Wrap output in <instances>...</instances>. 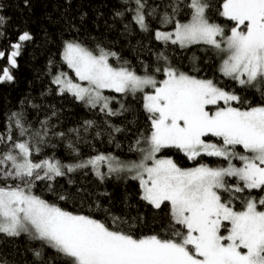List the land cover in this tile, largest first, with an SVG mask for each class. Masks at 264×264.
Instances as JSON below:
<instances>
[{
	"label": "snow or ice",
	"instance_id": "obj_1",
	"mask_svg": "<svg viewBox=\"0 0 264 264\" xmlns=\"http://www.w3.org/2000/svg\"><path fill=\"white\" fill-rule=\"evenodd\" d=\"M135 2L133 19L146 29L145 5L142 0ZM188 8L191 19L187 23L177 21L173 32L157 31L156 39L181 47L208 45L224 55L219 70L225 77L240 85H264V0H222L219 15L233 22L227 35L207 18L204 0H190ZM31 39L23 32L11 45L0 81L14 79L11 69L17 67L21 42ZM97 47L99 54L66 41L62 58L79 82L61 73L53 83L61 93L69 92L93 108L99 105L109 115L116 113L103 90L136 93L151 86L154 91L143 97L151 125L150 134L143 137L147 147L139 149L143 158L127 165L103 154L75 165H63L55 158L34 162L33 150L40 149L31 141L38 137L36 143L43 142L47 130L43 136L39 132L32 136L22 114L13 113L20 138L14 139L11 131L6 138L0 135V144L7 149L0 151V234H28L66 257L65 264H264V210L258 208L264 207V196L258 201L247 199L239 211L232 206L235 194L253 189L264 192V104L235 107L233 102L240 103V96L211 79H198L170 66L156 69L165 77L159 82L126 66L113 67L109 57L117 54ZM5 55L0 51V58ZM210 137L218 142H210ZM140 143L136 141L137 146ZM166 148L182 152L188 160L202 154L222 158L227 166L182 168L170 157L157 156ZM101 163L107 165L108 174L135 172L132 179L139 181L141 199L154 209L167 204L169 223L162 224L160 232L136 236L110 228L32 192L35 181H54L77 168L91 166L103 178ZM226 177L236 178L237 183L227 184ZM9 180L13 183H7ZM222 192L231 194L230 198L224 199Z\"/></svg>",
	"mask_w": 264,
	"mask_h": 264
},
{
	"label": "trees",
	"instance_id": "obj_2",
	"mask_svg": "<svg viewBox=\"0 0 264 264\" xmlns=\"http://www.w3.org/2000/svg\"><path fill=\"white\" fill-rule=\"evenodd\" d=\"M142 2L147 26L143 30L133 19L135 0H0V17H3L0 51L6 53L0 58V74L8 66L7 54L13 50L11 45L18 42L19 35L28 32L32 36L30 41L21 42L17 67L11 69L14 79L0 81V135L6 138L11 131L14 139L20 138L19 129L11 119L13 113H20L30 135L39 132L43 136L47 130L43 142L37 144L38 137L31 141L40 149L33 150L34 162L55 158L75 165L104 154L128 163L142 156L139 149L147 147L143 137L151 130L143 93L104 90L109 107L116 115L101 111L99 105L93 108L78 101L69 92L61 93L52 79L60 70L70 72L61 58L66 41L80 43L94 53L99 52L97 46L114 52L117 56L109 57L112 66H126L158 82L164 75L156 69L169 66L196 78L211 79L218 87L241 97L240 103L233 102L236 107L264 104V85H240L220 72L224 55L218 50L202 43L181 47L170 40L156 39L154 31L172 30L177 21L190 19V0ZM204 2L208 5L209 21L222 26L228 34L233 22L219 15L222 0ZM137 140L141 141L139 146ZM209 141L218 142L216 137H210ZM5 150L0 144V151ZM237 151L241 149L238 147ZM157 155L172 158L182 168L227 164L222 158L203 154L188 160L176 149H162ZM233 162L240 164L238 160ZM99 170L103 178L88 166L56 177L54 181H35L32 192L64 210L89 215L110 228L130 231L136 236L160 232L162 224L169 223L167 204L154 209L142 200L139 181L132 179L129 171L108 174L104 167ZM225 179L229 185L237 183L234 177ZM222 195L227 200L231 194L222 192ZM262 195L259 189L245 190L235 194L237 198L232 200V206L241 210L244 201L259 199ZM60 196L65 199H59ZM114 218H118L115 223ZM66 260L45 242L28 234L17 237L0 234V264H65Z\"/></svg>",
	"mask_w": 264,
	"mask_h": 264
},
{
	"label": "rangeland",
	"instance_id": "obj_3",
	"mask_svg": "<svg viewBox=\"0 0 264 264\" xmlns=\"http://www.w3.org/2000/svg\"><path fill=\"white\" fill-rule=\"evenodd\" d=\"M135 12V14H136V11H134ZM190 19H191V17H190ZM190 19H187V21H184V22H180V23H187ZM222 27V26H221ZM231 28V27H230ZM229 28V29H230ZM157 31H160V32H173L174 31V29H172V30H156V31H154L155 33L157 32ZM227 35V34H226ZM62 53H63V49H62V52H61V55H62ZM95 54H99V52L98 53H95ZM62 58V57H61ZM114 67V66H113ZM69 70H70V72L68 71V72H66V71H59L58 73H56L55 75H54V77H53V79L52 80H54V78L57 76V75H60L61 73H66L67 74V76L69 77V78H71V79H73V81L74 82H79V81H77L76 80V77H75V74H74V72H72V70L69 68ZM137 74V73H136ZM137 75H139V74H137ZM140 76H148V75H140ZM163 79H165V77L163 78ZM162 79V80H163ZM198 79H201V78H198ZM161 80V81H162ZM59 87V86H58ZM148 87H151V86H147V87H145V89H144V91L142 92L143 93V97H144V95L145 94H150V93H152L153 91H154V89L152 88V90L151 91H147L146 90V88H148ZM60 90V89H59ZM105 90H111V89H105ZM103 95L104 96H106L105 94H104V90H103ZM144 100V99H143ZM221 103V105L220 106H224L223 105V101H221L220 102ZM233 106H235L234 104H233ZM236 107V106H235ZM5 149H6V147H5ZM7 150V149H6ZM5 150V151H6ZM104 155V154H103ZM105 156H108V155H105ZM158 156V155H157ZM158 157H162V156H158ZM143 158V154H142V156L139 158V160H135L134 162H129L128 161V163H125V162H122V163H124V164H130V163H139L140 162V160ZM40 162V161H39ZM233 162V161H232ZM234 163V162H233ZM61 164H63V165H69L68 163H61ZM234 164H236V163H234ZM71 165H73V164H71ZM199 166V165H198ZM227 166V164L226 165H224V167H226ZM236 166L237 167H239L240 166V164H236ZM102 167H104L106 170H107V172H108V168H107V165L106 164H104V163H101L100 164V166H99V168H102ZM195 167H197V166H195ZM219 167H221V166H219ZM192 168V167H191ZM131 173V176H134L135 175V172H130ZM262 196H264V192H263V195ZM261 198V197H260ZM259 198V199H260ZM252 199V198H251ZM259 199H256L257 201L259 200ZM259 208V207H258ZM259 210H264V208H259ZM237 211H239V210H237Z\"/></svg>",
	"mask_w": 264,
	"mask_h": 264
}]
</instances>
